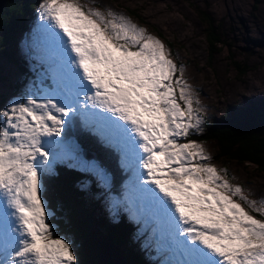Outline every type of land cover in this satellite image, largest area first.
Returning a JSON list of instances; mask_svg holds the SVG:
<instances>
[{"label": "snow or ice", "instance_id": "obj_1", "mask_svg": "<svg viewBox=\"0 0 264 264\" xmlns=\"http://www.w3.org/2000/svg\"><path fill=\"white\" fill-rule=\"evenodd\" d=\"M39 19L55 87L0 110V264H78L43 196L76 115L121 152L164 264H264V200L190 139L206 110L161 39L81 0H42Z\"/></svg>", "mask_w": 264, "mask_h": 264}, {"label": "rangeland", "instance_id": "obj_2", "mask_svg": "<svg viewBox=\"0 0 264 264\" xmlns=\"http://www.w3.org/2000/svg\"><path fill=\"white\" fill-rule=\"evenodd\" d=\"M19 2L22 3L23 13L13 17L16 28L10 30L9 46L8 42L5 43L8 49L13 50H10L9 56L15 61L0 57V61L5 62L9 69L0 79V110H6L16 100L27 96L42 99L55 87L39 19V4L42 0ZM32 2L34 5L31 8H24L25 4L27 6V3ZM81 3L98 7L101 11L111 8L160 38L167 47L168 43L172 44L170 52L174 62L184 65V77L198 93L200 104L206 110L205 122L198 133H202L210 122L227 114L232 107L264 98V0H81ZM199 11L217 23V31L222 33L221 46L210 56L202 36L203 23L199 19ZM16 64L26 69V72ZM68 126L62 138V147L54 152L59 157L56 161L88 171L103 189L109 183L108 168L111 165L116 171L126 174L120 197L111 194L108 189L96 202L104 205L114 220L121 208L122 217L135 222L137 226L131 241L140 248L138 253L145 254L148 264H164L169 255L158 247L163 241L158 234H153L155 226L146 215L139 213L138 204L135 214L129 205L128 201L132 199V173L123 166L122 157L119 158L121 152H114L97 139L88 146H80L81 136L68 135ZM79 130L84 136L91 133L90 127L83 123L79 124ZM198 143L202 144L218 169L227 168L232 182L243 186L250 198L264 200V173L251 164L215 160V144L210 141ZM84 148L90 152L84 151ZM102 153H107L104 163L96 157ZM54 163L53 172L58 175ZM49 188L44 180L43 196H46ZM79 188L86 191L87 182H81ZM49 211L52 214L51 223L55 227L56 215ZM59 237L65 238L62 235ZM100 249L106 255L100 258L103 264H122L113 246L101 244ZM150 249L154 252L146 254Z\"/></svg>", "mask_w": 264, "mask_h": 264}, {"label": "trees", "instance_id": "obj_3", "mask_svg": "<svg viewBox=\"0 0 264 264\" xmlns=\"http://www.w3.org/2000/svg\"><path fill=\"white\" fill-rule=\"evenodd\" d=\"M33 5L34 2L27 3L24 8H31ZM22 13V3L19 0H5L0 10V57L4 56L11 62L15 61L9 56L12 49H8L5 43L8 42L9 46L11 39L9 33L15 27L13 17ZM198 15L203 23L202 36L210 56L221 46L222 33L217 31V23L210 20L202 11H199ZM168 48L170 50L172 44L168 43ZM17 67L26 72L21 66L17 65ZM8 70L6 63L0 61V79ZM76 131L81 136H79L80 146H88L91 141L97 139L92 132L89 136H84L79 128L76 127ZM190 139L197 142H213L216 146L213 155L215 160H233L237 163L251 164L259 172L264 173V98L237 108L232 107L227 114L207 124L202 133H196ZM106 156L107 153H102L97 159L104 163ZM62 167L64 169L56 167L60 175L58 179L55 178L58 177L55 172L45 176L44 180L50 188L46 190L44 199L48 208L56 215L55 235H62L72 243L78 264H102L100 258L106 255L101 252V244L113 246L122 264H148L145 254L138 253L140 248L131 241L132 234L137 228L135 222L122 217L121 208L114 220L105 210L104 205L96 202V199L107 193L108 189L111 194L120 197L124 190L122 183L125 182L126 174L120 170L116 171L111 165L108 168L109 183L103 189L88 171L69 165ZM81 182H87V192L79 188ZM51 187L54 189L51 190ZM153 252L150 249L146 254Z\"/></svg>", "mask_w": 264, "mask_h": 264}, {"label": "water", "instance_id": "obj_4", "mask_svg": "<svg viewBox=\"0 0 264 264\" xmlns=\"http://www.w3.org/2000/svg\"><path fill=\"white\" fill-rule=\"evenodd\" d=\"M4 2H5V0H0V10H1V8H2ZM84 151L90 152L88 149H85V148H84ZM90 156H91V155H90ZM115 254H116V252H115ZM116 256H117V254H116Z\"/></svg>", "mask_w": 264, "mask_h": 264}, {"label": "bare ground", "instance_id": "obj_5", "mask_svg": "<svg viewBox=\"0 0 264 264\" xmlns=\"http://www.w3.org/2000/svg\"><path fill=\"white\" fill-rule=\"evenodd\" d=\"M103 264V263H102Z\"/></svg>", "mask_w": 264, "mask_h": 264}]
</instances>
